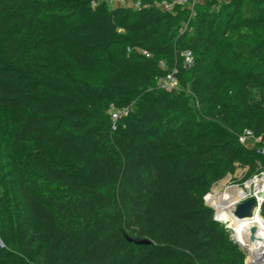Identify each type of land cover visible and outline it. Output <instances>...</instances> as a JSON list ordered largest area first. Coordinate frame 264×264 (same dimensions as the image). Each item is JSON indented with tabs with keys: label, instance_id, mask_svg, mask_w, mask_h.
<instances>
[{
	"label": "trees",
	"instance_id": "obj_1",
	"mask_svg": "<svg viewBox=\"0 0 264 264\" xmlns=\"http://www.w3.org/2000/svg\"><path fill=\"white\" fill-rule=\"evenodd\" d=\"M128 1L0 0V264H245L205 196L264 163V0Z\"/></svg>",
	"mask_w": 264,
	"mask_h": 264
},
{
	"label": "bare ground",
	"instance_id": "obj_2",
	"mask_svg": "<svg viewBox=\"0 0 264 264\" xmlns=\"http://www.w3.org/2000/svg\"><path fill=\"white\" fill-rule=\"evenodd\" d=\"M254 183L257 189H264V176L248 182L247 187L251 188ZM222 186L214 187L213 192L207 197L208 203L216 208L219 220L224 222L234 232V236L248 249L249 262L264 261L263 214L256 210L253 217L246 219L232 218L235 202L247 195V191L238 186L227 187L223 190ZM253 228H257V233L254 235L251 234Z\"/></svg>",
	"mask_w": 264,
	"mask_h": 264
},
{
	"label": "built area",
	"instance_id": "obj_3",
	"mask_svg": "<svg viewBox=\"0 0 264 264\" xmlns=\"http://www.w3.org/2000/svg\"><path fill=\"white\" fill-rule=\"evenodd\" d=\"M101 2L104 1L106 3H108L111 6H126V5H133V3L129 2L128 0H100ZM201 0H163L159 6L165 10H172L177 4L186 7L189 10V19L184 23V27L185 29L188 27L189 23L191 22V20L196 16L197 11H196V5L200 2ZM140 2L138 1L136 3V6H140ZM184 57H185V64L187 66H191L193 64L194 61V57L193 54L190 50L186 51L183 53ZM161 66L165 67V63L161 62ZM157 83L160 87L166 89V90H178L180 89V81H179V77L176 75V71H169L167 74L159 76L157 78ZM128 109L124 108L122 110H113L112 111V118L113 120L116 122L120 116L127 114ZM113 129H116V125H113ZM255 140L257 143L261 141V137H256L254 135V133L251 130L246 129L244 131V133L240 136V142L243 144H248L250 141ZM259 152L261 154L264 155V144L262 146H260L259 148ZM262 176H255L253 179H257V178H262L264 176V172L261 173ZM248 180V182L252 181ZM247 182V183H248ZM232 187H237V186H232ZM230 188V187H229ZM244 188V187H241ZM214 189V188H213ZM212 189V190H213ZM247 191V195H245L244 197H242L241 199H239L237 202H235L234 207L251 198V197H256L258 202H259V207L256 210H259L261 212V208L264 204V189H257L256 188V184L254 183L252 185L251 188L247 187V184L245 185V188ZM212 190L205 196V203L210 206V207H214L212 205H210L208 203V195L212 193ZM259 193H263L262 197H259ZM215 208V207H214ZM213 208V209H214ZM215 211L216 208H215ZM217 216V213H216Z\"/></svg>",
	"mask_w": 264,
	"mask_h": 264
},
{
	"label": "rangeland",
	"instance_id": "obj_4",
	"mask_svg": "<svg viewBox=\"0 0 264 264\" xmlns=\"http://www.w3.org/2000/svg\"><path fill=\"white\" fill-rule=\"evenodd\" d=\"M226 1H229V0H220V3L222 2H226ZM200 3L205 6L206 4L210 3L212 8H215L216 7V3L213 2V0H201ZM3 37V31L0 29V38ZM230 37L227 38V40L229 39ZM188 96L191 98L190 99V104H193V100L195 98V95L193 94V92L191 90H189L187 92ZM5 117L3 116V113L2 111L0 110V144L1 146L3 147V144H4V140H5V137L7 136V131H6V125H5ZM257 142L255 140L253 141H250L247 146L249 147H253ZM257 165H258V173L249 177L247 179V175H248V170L249 168L248 167H238L236 169V171L234 173H230L227 175V177H225L224 179H222L221 181L217 182L214 186V187H217V186H222V189L225 190L227 189V187H232V186H238V187H244L245 188V185L247 184L248 180H251L253 179L255 176H262V172H264V163L262 162V160L258 161L257 162ZM224 181H226L225 183H223ZM243 188V189H244ZM214 190V189H213ZM212 190V192H213ZM264 206V204H263ZM263 206L261 208V213L263 214ZM222 222V221H221ZM224 223V222H222ZM231 230V229H230ZM232 231V230H231ZM233 232V231H232ZM249 261L248 260V255L246 256V259H245V264L246 262Z\"/></svg>",
	"mask_w": 264,
	"mask_h": 264
},
{
	"label": "water",
	"instance_id": "obj_5",
	"mask_svg": "<svg viewBox=\"0 0 264 264\" xmlns=\"http://www.w3.org/2000/svg\"><path fill=\"white\" fill-rule=\"evenodd\" d=\"M212 189H213V187H212ZM258 196L262 197L263 193H259ZM258 207H259V202H258L257 198L256 197H251V198H249V199L237 204L234 207V210L232 212V218H234V219H246V218L253 217L254 214L256 213V209ZM212 208H214V207H212ZM214 210H215V208H214ZM216 213H217V211H215V218L217 220H219L218 216H216ZM219 221H221V220H219ZM256 233H257V228H253L251 230V234L254 235ZM233 237H234L235 242L240 245V247L242 248L243 252L247 256L249 254L248 249L234 236V232H233ZM129 239L131 241L136 242V243H150L151 242V241H149L147 239H142V238H129ZM246 264H264V261H257V262H249V261H247Z\"/></svg>",
	"mask_w": 264,
	"mask_h": 264
},
{
	"label": "clouds",
	"instance_id": "obj_6",
	"mask_svg": "<svg viewBox=\"0 0 264 264\" xmlns=\"http://www.w3.org/2000/svg\"><path fill=\"white\" fill-rule=\"evenodd\" d=\"M226 225V224H225Z\"/></svg>",
	"mask_w": 264,
	"mask_h": 264
}]
</instances>
